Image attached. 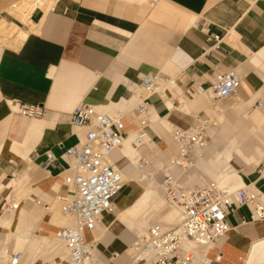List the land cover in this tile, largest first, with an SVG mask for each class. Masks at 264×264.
I'll return each instance as SVG.
<instances>
[{
	"label": "crops",
	"instance_id": "1",
	"mask_svg": "<svg viewBox=\"0 0 264 264\" xmlns=\"http://www.w3.org/2000/svg\"><path fill=\"white\" fill-rule=\"evenodd\" d=\"M21 1L0 0V16L8 23H19L11 11ZM32 22L37 32L29 34L19 48L0 52V219L7 216L11 203L19 204L14 216H7L13 221L12 229L18 227V212L24 206L37 212L25 219L22 239L47 237L51 242V236L61 229V220L48 213L45 205L59 210L57 197L66 192L64 155L83 134L71 123L73 109L80 103L112 113L127 109L130 92L126 83H138L148 72L177 76V86L168 93L174 97L182 96L193 82L208 85L216 71L240 72L237 106L229 110L242 117L227 120L222 131L218 126L225 111L219 106L210 108L206 100L197 99L185 100L177 109L168 100L169 112L155 96L150 102L159 118L149 134L160 147L168 145L176 153L170 138L173 124L186 127L191 113L206 111L216 123L214 147L223 143L225 148L205 166L201 163L211 151L208 147L197 167L225 184L234 182L230 189L255 183L264 192V169L259 176L249 174L264 159V109L255 104L264 93V0H60L36 11ZM200 23L207 24L205 30ZM211 34L224 38L218 52L205 53L214 44L209 41ZM15 103L39 105L43 117L24 118L16 113ZM164 122L170 124L169 129ZM134 127L133 120L127 119V130ZM152 150L149 143L137 152L153 158ZM49 151L57 160L43 169ZM236 158L241 161L238 166ZM128 159L132 161L127 147L111 155L128 186L116 213L103 216L105 228L86 234L88 240L96 241L97 255L104 264H128L127 251L136 226L135 220L121 221L120 216L141 197L143 201L148 187H153L147 179L155 174L137 171ZM240 170L247 175L241 178ZM36 199L44 205H37ZM150 215L144 219L151 221ZM229 222L233 230L205 254L212 264L244 262L264 240V222L252 223L248 208L234 207ZM126 230L134 231L131 240ZM6 232L0 227V243ZM11 241L22 242L16 235ZM51 249L57 256L63 253L61 245L41 252ZM12 252L15 249L8 255ZM36 257L24 262L35 264Z\"/></svg>",
	"mask_w": 264,
	"mask_h": 264
},
{
	"label": "built area",
	"instance_id": "2",
	"mask_svg": "<svg viewBox=\"0 0 264 264\" xmlns=\"http://www.w3.org/2000/svg\"><path fill=\"white\" fill-rule=\"evenodd\" d=\"M59 1L51 0V5H46L45 0H27L31 9L27 22L17 18L19 23H10L24 27L28 34L35 33L37 25L32 22L33 14ZM17 6L11 13L18 12ZM4 20L0 16V24ZM200 26L205 30L207 24L200 23ZM225 32L227 35L228 31ZM223 38L211 34L209 41L214 44L205 53L218 52ZM241 81L237 69L216 71L208 85L193 82L182 96L174 97L168 93L177 86V76L148 72L141 75L138 83H126L130 92L127 109L112 113L87 103H80L73 109L71 123L83 134L64 155L68 163L66 192L57 197V203L61 216L73 220L74 224L55 234L65 249L66 264H104L97 255L96 241L88 240L86 234L105 228L103 216L116 213L117 202L128 182L120 168L112 163L111 155L121 152L131 137V145L136 150L153 144V158L141 153L133 165L138 171L155 174L151 178L168 204L176 210L177 222L170 228L162 223L147 222L136 230L135 239L127 251L128 264H204L194 246L209 247L225 239L233 230L229 217L234 207L248 208L252 223L264 222V192L255 183L230 189L229 184L218 180L192 178L216 127L210 114L206 111L191 113V123L186 127L173 124L170 138L177 148L176 153H171L168 145L160 147L149 134L154 121L159 118L150 102L153 97H159L169 112L168 100H172L177 109L181 108L183 101L197 99L206 100L213 108L234 100ZM255 104L264 108V93ZM13 107L16 113L27 119L43 117L44 111L39 105L15 103ZM127 119H132L135 124L131 131L127 130ZM46 157L43 169L57 160L50 151ZM35 203L44 205L39 199ZM45 207L48 213L54 214V207ZM18 208V203H11L6 212L12 213ZM24 261L23 252H12L7 264H24Z\"/></svg>",
	"mask_w": 264,
	"mask_h": 264
},
{
	"label": "bare ground",
	"instance_id": "3",
	"mask_svg": "<svg viewBox=\"0 0 264 264\" xmlns=\"http://www.w3.org/2000/svg\"><path fill=\"white\" fill-rule=\"evenodd\" d=\"M45 2L47 3L46 5H51V3H52L51 0H45ZM17 8H18V12L14 13V14H16V17L20 21L26 23L28 17L31 15V9H30V7H29V5L27 3V0H24L23 2H21L17 6ZM28 35H29L28 32L27 31H23L22 29H20L18 25L10 24V23H8L5 20L0 24V38H4L5 39V43L8 44V46L5 44L7 47L19 48L22 45V43L27 39ZM2 49L3 48H0V52H1ZM258 108L260 110L264 109V108H260V107H258ZM211 122H212V120H211ZM168 124L164 122V125L167 128L170 125V124L169 125ZM166 127H164V128H166ZM167 128H166V130L169 129V128L168 129ZM131 142H132V137L125 143L124 147H127L129 152L131 153L132 161L130 159H128V161H129V163L131 165H133L136 162V157H137V155H139V152H137L138 150H136V149H134L132 147ZM124 147L122 149H124ZM135 169L137 170L136 167H135ZM139 172H141V171H139ZM147 203H149L156 210L162 212V213H160L161 217L163 218L162 222L167 224V226L175 224V222H177V212H176V210L167 211V212L163 211L164 206H166L168 204V202L166 201V199L163 196L159 195V190H158L157 187H148L147 192H146L145 197H144V200L142 201V197H141V199L139 201H136V203L133 205V207L127 209L125 211V213H123L120 216V220L121 221H125L127 219H132V220L136 221L138 216H139V213L142 211V206L147 204ZM57 208H59V207L57 206ZM36 213L37 212L34 213V210H32L30 207H25L24 206V208L20 212H18V216L17 217L19 219V225H18V227H15L14 229H12L13 221L11 220V218H7L6 214H5V217L0 219V227L4 228V229H6V228L9 229V233L7 234V236L5 238V241L3 243V244H5L4 251L7 250V252H6L7 254L3 253L2 259H4V261L7 260L8 253L12 250L11 249V243H12L11 240L14 237V235H16L19 240H21L22 242L26 243V245L31 244L32 241L34 242L35 239L32 238V237H29L28 239H22L23 238L22 234L24 232L25 219L29 215H33V214L36 215ZM12 214H14V212L8 213L7 215H12ZM54 215H55V217L57 219L61 220L60 221V226H61L60 228L61 229L63 227H66V226H71L74 223L73 220L66 219V218L62 217L60 212H56L55 211ZM141 227H142V225L139 226V228L137 226L138 229H140ZM138 229H135L134 231H136ZM59 231H60V229L58 230V232ZM36 243H37V241H36ZM1 244L2 243H0V245ZM31 245H33V244H31ZM51 245H54V246L61 245L60 242L57 240L56 236H55V238H53L51 240V242H50L49 238H47V237L43 238V240L40 243L36 244L35 249L37 250V252L35 250H34V252L40 253L43 249H47ZM1 246H3V245H1ZM213 247H214V245L209 246V247H197V246H194V248H196V250H197V254L200 256V259H201V261L204 264L205 263L206 264H212V261L210 259H208L205 254H206L207 251L211 250ZM15 252H22V251H15ZM216 259H220V258L217 257ZM24 264H25V262H24ZM62 264H66V257L63 260ZM237 264H264V240L261 241L260 243H257L253 247L251 253L246 258V260H244V262L241 261V262H239Z\"/></svg>",
	"mask_w": 264,
	"mask_h": 264
},
{
	"label": "rangeland",
	"instance_id": "4",
	"mask_svg": "<svg viewBox=\"0 0 264 264\" xmlns=\"http://www.w3.org/2000/svg\"><path fill=\"white\" fill-rule=\"evenodd\" d=\"M11 14L14 15V17H16V14H13V13H11ZM5 44L8 46V44L5 43V39L4 38H0V48H9ZM236 104H237V101L236 100H232V101H228V102H225V103H222V104L218 105L222 110L225 111V117L223 118V122L220 123V125L218 126V130L219 131H222L224 129V127H226L225 123L227 122V120H236V119L242 117V116H237V115L233 114L229 110L230 107L235 106ZM241 107L244 108V106H241ZM256 108H257V106H256ZM209 147H211V151H210L209 155L205 157L204 163H201L202 165H205V166L207 165L208 162L213 160V156L212 155H214L216 153L223 152L224 148H225L223 143L218 144L216 147H214L213 131H212V141H211ZM234 163H235L236 166H238L241 163V161L236 158ZM197 165H198V163H197ZM245 168H247V167H245ZM196 169L197 170L192 174V176H193L192 178L193 179H195L197 177H202L204 179L218 180V181L221 182V180L219 178H217L216 175H213L208 170L203 169V167L202 168L197 167ZM251 169H253V171H251L249 174H254L255 176L261 175L262 174V170L264 169V159L260 162V164L257 167H254V168H251ZM238 174L241 176V178H242V176L247 175L241 170L238 172ZM147 180H148L147 182H148L149 185H152L153 187H157L158 190H159L158 185L155 183V181L152 178L151 179L149 178ZM226 184H229L230 186H232V185H234V182H228ZM239 186H241V185H238L236 187H239ZM159 195L163 196L162 193H161V190H159ZM173 210H175V209H173V207L171 205H169V204H167L163 208V211H166V212L167 211H173ZM55 211L59 212L58 209H56ZM143 213L145 214V216H142ZM149 213H151V215H150V217H152L151 221H148L147 218L144 219V217H147L149 215ZM160 213H162V212H160V211L156 210L155 208H153L149 203L143 205L142 206V211L139 213V216H138L137 220L135 221L136 229H138L139 226H141V225L143 226L147 222L162 223L164 225V227H166V228L173 227L176 224V222H175V224L167 226V224L162 222L163 218L161 217ZM9 216H11V215H9ZM13 216H14V214H13ZM137 226H138V228H137ZM6 229L9 232V229L8 228H6ZM8 232L5 233V236L2 238V241L5 240ZM126 233L128 234V237H129L128 240H131L132 237H133L134 231L131 232L129 230H126ZM33 234H34V232L32 233V235ZM37 235H40L41 237H45V235L43 236V235L38 234V233H37ZM51 237L55 238V235H53ZM42 240H43L42 238H36L34 240V242L33 241L31 242V244H33V245H31V244L26 245V243H23V242H21L19 245H17V243L15 241H12L11 248L15 249V251H22L25 254L26 263H28V261H27L28 258H33L35 256H37L35 264H57V263H63V260L65 259V249L63 248V246H61L63 253H61L60 256H57L56 252H52L53 249L46 250L43 253L41 252V253L35 255L36 252H37V250L35 249V246H36L37 243H40ZM36 241H37V243H36ZM1 245H3V246L0 247V251L4 250V248H5V244L2 243ZM34 250L36 252H34ZM117 255L118 254L116 253L115 256H117ZM2 257H3V251L0 252V264H7L8 260L10 258V255L7 256L8 258H7L6 261H4V259H2Z\"/></svg>",
	"mask_w": 264,
	"mask_h": 264
}]
</instances>
